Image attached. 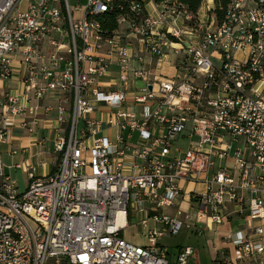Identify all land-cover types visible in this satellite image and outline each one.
<instances>
[{
    "label": "built area",
    "instance_id": "obj_1",
    "mask_svg": "<svg viewBox=\"0 0 264 264\" xmlns=\"http://www.w3.org/2000/svg\"><path fill=\"white\" fill-rule=\"evenodd\" d=\"M202 3L205 21L180 0L131 1L108 31L98 17L121 2L0 0V79L18 72L0 143L58 100L50 173L27 168L19 191L0 156V264H187L190 247L172 260L158 238L244 208L227 262L264 264V0H231L220 19ZM181 182L203 186L188 209ZM135 215L145 244L123 237Z\"/></svg>",
    "mask_w": 264,
    "mask_h": 264
},
{
    "label": "crops",
    "instance_id": "obj_2",
    "mask_svg": "<svg viewBox=\"0 0 264 264\" xmlns=\"http://www.w3.org/2000/svg\"><path fill=\"white\" fill-rule=\"evenodd\" d=\"M143 1L146 2V0ZM112 74L113 76L115 75V68H113ZM17 75L18 72L14 71L13 76L10 79L8 80L0 79V92L6 88H10L13 90L17 89L18 88ZM41 103L44 105L51 104L54 108L47 113H44L42 109L38 110V117L40 122L34 127L35 128L34 130L29 132L16 125L10 129L8 141L4 143H0V156L1 159H2V155L4 158L3 161L4 172L10 175L12 179H14L12 174L22 173L26 179V187L28 185V178L26 174L27 168L30 169L35 175L43 176L52 171L58 159L57 155L54 154L51 149V143L55 136L53 127L56 124L55 118L57 116V111L55 106L57 105L58 100L56 96L46 95L41 100ZM115 132H116L115 129H110V130H106L105 134L109 135L110 137H113L115 135ZM38 147L43 148V150H37ZM12 151L15 152L13 153ZM44 155L49 156V164L47 167H46V161L44 159H40L41 156ZM54 155L56 156L54 157L55 160H53L52 157ZM14 180L16 181V185L19 188L17 180L16 179ZM181 185L185 187V191H184L185 199L183 202H181V207L183 209H188L189 203L186 200L188 199L189 192L193 189L200 190L203 186L201 183H194V182H189V183L181 182ZM231 208L233 209L234 207L232 206ZM166 209L171 210V208H166ZM213 225L214 224L209 223L207 228L212 227ZM224 236H223V240H225ZM181 248L182 247H178L177 251ZM170 255L172 256L171 259L173 260L174 259L173 253H170ZM213 262L214 263L217 262V264L229 263L224 261L223 258L219 260L215 259Z\"/></svg>",
    "mask_w": 264,
    "mask_h": 264
},
{
    "label": "rangeland",
    "instance_id": "obj_3",
    "mask_svg": "<svg viewBox=\"0 0 264 264\" xmlns=\"http://www.w3.org/2000/svg\"><path fill=\"white\" fill-rule=\"evenodd\" d=\"M81 3H84V0H81ZM71 4H73V1ZM209 6H211V4H209ZM200 7V10H198V17L202 21H205L209 15V11L206 9L205 3H202ZM162 71L163 75L166 77H172L175 74V68L170 62L163 63ZM99 117L102 118V116ZM38 148L37 150H43V148ZM52 157L53 160H55L54 157L56 156L54 155ZM40 159H44L46 161L47 167L49 164V156L44 155L41 156ZM1 161L2 163L4 161L3 155ZM12 175L18 182V189L22 191L26 187L25 176L22 173ZM202 190L203 188L200 189V191ZM166 212L172 214L173 209H166ZM248 214L249 210L244 208L243 215L234 214L231 219L226 218L223 224L217 226L213 225L209 228H205V225H201V227L205 228L202 233H197L192 228H182L176 234L164 235L158 238V244L169 253H175L178 247H190L191 250H193L194 255L187 258V264H215L213 262L215 259L219 260L222 258L227 262L226 257H234V246L231 242L223 240V236L228 232H233L239 227L245 226L246 221L244 218L245 216H248ZM129 222V226L123 231V237L135 244H145L147 240L142 234L143 229L137 223L136 215L134 218H131ZM258 224V222H254V225ZM158 228L160 229V226Z\"/></svg>",
    "mask_w": 264,
    "mask_h": 264
},
{
    "label": "trees",
    "instance_id": "obj_4",
    "mask_svg": "<svg viewBox=\"0 0 264 264\" xmlns=\"http://www.w3.org/2000/svg\"><path fill=\"white\" fill-rule=\"evenodd\" d=\"M115 2H121L122 8H114L110 11L102 13L98 19L102 23V27L108 31H112L117 28V17L125 15L128 10V4L131 1L141 0H114ZM186 7V9L193 15H196L203 0H180ZM209 4L213 2V9L211 12L215 14L217 19H220L223 15L224 9L231 0H207ZM211 1V2H210Z\"/></svg>",
    "mask_w": 264,
    "mask_h": 264
}]
</instances>
